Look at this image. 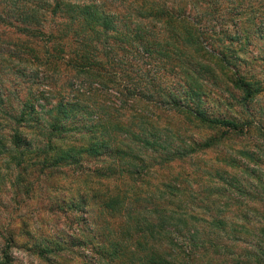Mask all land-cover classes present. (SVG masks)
<instances>
[{"label":"trees","instance_id":"16d2710c","mask_svg":"<svg viewBox=\"0 0 264 264\" xmlns=\"http://www.w3.org/2000/svg\"><path fill=\"white\" fill-rule=\"evenodd\" d=\"M1 27L11 32L0 38L3 175L25 193L34 177L70 176L67 197L52 209L82 223L69 242L38 246L40 260L64 264L60 254L78 247L95 264H264V223L261 235L252 234L255 250L229 262L222 258L228 245L217 238L228 224L206 200L222 190L251 199L248 181L220 170L217 180L231 182H206L199 216L192 173L185 180L180 169L181 161L256 128L236 109L249 111L263 90L264 81L241 66L264 43V0H0ZM259 52L253 59L264 64L263 45ZM221 85L231 98L219 97L237 118L205 107ZM194 128L216 134L193 139ZM242 154L256 163L250 151ZM90 200L100 202L104 225L88 211ZM10 235L0 264H12ZM237 236L229 238L238 244Z\"/></svg>","mask_w":264,"mask_h":264},{"label":"rangeland","instance_id":"374dc122","mask_svg":"<svg viewBox=\"0 0 264 264\" xmlns=\"http://www.w3.org/2000/svg\"><path fill=\"white\" fill-rule=\"evenodd\" d=\"M8 34H11L10 30L4 27L0 28V38L7 40ZM261 45L264 46V43L260 42L257 49H252L251 47L252 51L250 52L249 62L246 66L242 65L241 67L242 70L245 69L254 78L258 79V81L263 82L264 64L261 61H254L253 59L258 57V54L261 53L259 52ZM0 77L3 81L7 79V77H3V73L0 74ZM0 88L3 91V83L0 84ZM5 89L6 88L4 87V90ZM225 90L226 87L224 85L215 87L213 89L214 93H211L209 96V100L205 107L208 108L213 116L218 117L232 114L231 117L237 118L234 112H232V108L226 105V101H224L223 98L219 97V94H224L226 98H231ZM232 101L235 102V100ZM232 101L230 100L231 103H233ZM248 109L249 111H244L239 107L236 109V111L241 113L242 118H238L239 120L248 121L256 127L248 133V135L228 139L219 147H214L207 152H200L195 155L192 160L186 161L185 159L180 162V169L182 174L184 173V177H187L186 175L188 173H192L189 178L192 181L189 188L192 189V191H198V193H200L198 195L199 197L196 196V202L193 200L194 205L191 206L193 207V211L199 216L203 213V203L199 199L201 196L206 198V192L203 188L206 186L207 181L210 180L212 183V180L214 179L215 181H218V185H223V187L226 186V183H230V180L233 178H237L239 181H242L243 178L244 180L242 183L246 180L248 181L249 186L246 188L251 190V192H249L251 199L245 194H228L223 190L222 194L217 193L215 194L216 196H212V198H206V200L212 204L213 213L220 219H225L228 224L226 225V236H221V234H219L217 238L221 241V245H228V247L222 251V253H224L222 258L229 262H232L231 259L235 254L242 256L243 258V255H246L247 250H255L250 247L252 245L257 246L259 238L256 236L253 237L252 234L256 233L261 235L260 227H262L264 223V187L260 186V188H257L260 185H258V179L264 177V136H262V132L260 131L261 128H264V86L263 90L260 91L257 100L250 104ZM162 115V118L166 116L165 113ZM165 119L166 118H164L163 121H165ZM176 119L177 118H174L173 120ZM174 123H176V125H174L176 128L183 126L182 123ZM184 133L186 135L190 134L188 131H184ZM215 134V132L209 130H195V137L193 136V139L196 138L197 140H200L208 136L211 137L210 135L214 136ZM246 151H250L256 156V158L254 156L256 163L242 154ZM230 158L237 159L239 163L248 165L249 172H247V169L245 171L238 168L237 165H233ZM229 161L231 163H229ZM258 162L263 163L258 164ZM0 166L2 168H0V255L7 245V240L11 236L10 234H12L16 241L11 251L12 264H62L55 259H49V261L40 260L36 254V248L38 249V246L47 243L53 242L56 244L57 241H61L62 239L69 242L70 239L72 240V237L70 238L71 233H77V227H81L80 225H82V223L78 225L76 223H71V221L66 220L61 214L53 212L52 209V204L54 202L67 197L68 188L71 185V177L69 176L65 178L59 176L55 179H39L37 176L31 181H28L27 185H31L30 187L33 186L32 191L29 193H25V190L17 192L12 188L8 177L3 175V162ZM253 169L260 170V174H250ZM220 170L223 171V173L227 171L228 175L232 176H229L230 180L228 178H226L227 180H217V177L221 174L216 173L220 172ZM208 174H211L212 177H208ZM189 179L187 177L185 180ZM214 183L215 182H213L212 185ZM251 187H254L255 189ZM252 190H256L257 192L254 193ZM256 198L262 199V202L260 203V200L258 199L255 200ZM203 202L206 203V201ZM99 203L100 202L97 200H90L87 208L88 211H96L92 216L94 218L98 217V225H104L102 217H100V215L98 216L97 212L101 207ZM216 209L221 212H218ZM242 217L246 218L243 219ZM206 228L207 227H204L201 230ZM232 233H235L240 237V243L237 244L231 241L232 237H229L232 236ZM204 235L205 234H202V237H204ZM206 237L211 239L213 234H207ZM226 237L229 238L228 241H226ZM246 242L250 243V246L249 244L246 245ZM211 254L213 253L211 252ZM60 255L64 257V264H79L83 257L88 261L86 264L96 263L95 258L92 257L90 252H86V250L78 247L73 248L72 252L67 251ZM246 263L255 264L252 262Z\"/></svg>","mask_w":264,"mask_h":264}]
</instances>
